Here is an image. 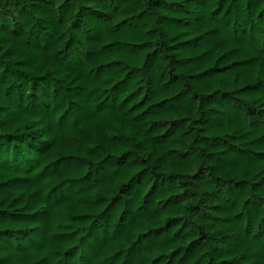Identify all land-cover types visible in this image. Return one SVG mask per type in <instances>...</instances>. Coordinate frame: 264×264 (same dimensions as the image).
<instances>
[{
	"label": "trees",
	"instance_id": "obj_1",
	"mask_svg": "<svg viewBox=\"0 0 264 264\" xmlns=\"http://www.w3.org/2000/svg\"><path fill=\"white\" fill-rule=\"evenodd\" d=\"M0 264H264V0H0Z\"/></svg>",
	"mask_w": 264,
	"mask_h": 264
},
{
	"label": "rangeland",
	"instance_id": "obj_2",
	"mask_svg": "<svg viewBox=\"0 0 264 264\" xmlns=\"http://www.w3.org/2000/svg\"><path fill=\"white\" fill-rule=\"evenodd\" d=\"M180 125V124H179Z\"/></svg>",
	"mask_w": 264,
	"mask_h": 264
}]
</instances>
